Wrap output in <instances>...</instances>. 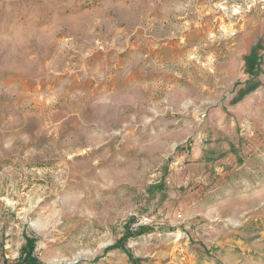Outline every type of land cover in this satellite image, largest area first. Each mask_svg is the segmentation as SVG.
<instances>
[{"label": "rangeland", "instance_id": "374dc122", "mask_svg": "<svg viewBox=\"0 0 264 264\" xmlns=\"http://www.w3.org/2000/svg\"><path fill=\"white\" fill-rule=\"evenodd\" d=\"M131 212L140 264H264V0H0V264H133Z\"/></svg>", "mask_w": 264, "mask_h": 264}, {"label": "trees", "instance_id": "16d2710c", "mask_svg": "<svg viewBox=\"0 0 264 264\" xmlns=\"http://www.w3.org/2000/svg\"><path fill=\"white\" fill-rule=\"evenodd\" d=\"M245 60H246V72L250 74L254 73L255 68H257L260 64L257 53L254 50H252V52L248 56H246ZM130 224H132V221L128 222L124 236L121 239H119L114 245L108 247L106 251L109 252V251L122 249L128 255L130 261L133 264H140L139 263L140 261L137 259H134L131 253L125 248V243L127 240L134 238L136 235L143 234L145 232V229L143 228V229H140L138 232L133 233L130 230V227H129ZM25 240H26V243L24 247L22 248L21 257L16 263H13V264H43L42 261L38 258V256L35 253L36 248H37L38 238L35 236L29 237L26 235Z\"/></svg>", "mask_w": 264, "mask_h": 264}, {"label": "built area", "instance_id": "2783aa9c", "mask_svg": "<svg viewBox=\"0 0 264 264\" xmlns=\"http://www.w3.org/2000/svg\"><path fill=\"white\" fill-rule=\"evenodd\" d=\"M128 218L130 221H132V224H130L129 227L133 233L138 232L144 226L150 225L149 219L145 216L139 215L138 213L131 212L128 215Z\"/></svg>", "mask_w": 264, "mask_h": 264}, {"label": "water", "instance_id": "95a60500", "mask_svg": "<svg viewBox=\"0 0 264 264\" xmlns=\"http://www.w3.org/2000/svg\"><path fill=\"white\" fill-rule=\"evenodd\" d=\"M78 259H80V257H79V258H76V260H74V261L67 262V264H73V263H75Z\"/></svg>", "mask_w": 264, "mask_h": 264}]
</instances>
